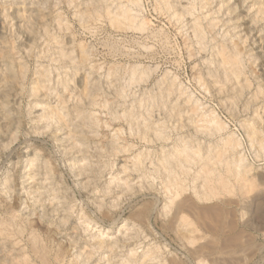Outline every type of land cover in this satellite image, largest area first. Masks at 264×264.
<instances>
[{
    "label": "rangeland",
    "instance_id": "1",
    "mask_svg": "<svg viewBox=\"0 0 264 264\" xmlns=\"http://www.w3.org/2000/svg\"><path fill=\"white\" fill-rule=\"evenodd\" d=\"M138 1L132 11L151 21L144 33L111 26L105 7L117 12L118 7L127 4L126 0H0V221L11 220L12 231L15 227L23 229L21 236L10 237L16 244L19 242L13 245L15 248L10 246L11 239L0 234V264H14L12 257L25 250L30 252L32 235L40 237L42 244L49 242L54 264H70L73 260L78 264H122L121 260L131 253L140 255L151 249L157 253L158 261L152 258L147 261L150 264H198L191 253L194 250L208 253L205 264H264V220L254 218L256 229L248 225L251 212L243 209L245 202L242 203L248 196L239 190V182L232 183L235 192L224 194L225 199L219 201L197 202L193 194L184 192L170 203L164 184L151 174V160L162 147L144 143L157 140V136L150 130L144 138L137 123L130 124L122 116L135 107L133 112H141L146 118L138 114L140 123L150 120L158 127L166 122L171 136L168 140L188 137L196 143L203 140L212 145L232 135L241 140L239 150L254 174L264 172V149H259L257 143L252 146L246 127L255 120L264 134V0H210L211 10L201 8V0H169L172 9L166 14L162 10L158 13L162 0ZM118 2L123 3L118 6ZM187 7H193L192 14L186 13L189 16L178 18L173 14L174 9L184 12ZM169 19H177L176 24ZM216 19L218 25L208 31L209 21ZM199 22L205 35L201 41L194 34ZM235 44L243 47L241 66L245 67L238 79L229 80L223 66H219L217 49ZM83 50L88 52L85 61L79 60ZM134 65L149 76L143 73L142 82L122 91ZM201 74L206 78L202 87L197 79ZM220 76L222 82H218ZM165 77H175L179 86L174 95H166L168 98L161 96ZM117 93H123L122 99ZM185 98L192 99L190 104L198 105L203 112L217 115L225 128L217 134H204L195 124L192 126L190 113L177 119L181 123L176 121L177 116L167 121L164 113H169L171 106L163 107V103L183 102L182 106L188 108ZM185 122L192 125L175 128ZM129 145L133 151L124 152L123 147ZM147 149L153 154L146 159L148 175L131 171L133 175L126 177L125 166L133 168L134 156L147 153ZM124 179L132 188L124 184ZM182 214L192 225L182 224ZM188 229H196L195 234L201 237L185 246L177 234ZM100 239L114 243L115 252L107 247L96 248ZM59 246L67 249L61 263L54 257ZM37 264L42 263L38 260Z\"/></svg>",
    "mask_w": 264,
    "mask_h": 264
},
{
    "label": "bare ground",
    "instance_id": "2",
    "mask_svg": "<svg viewBox=\"0 0 264 264\" xmlns=\"http://www.w3.org/2000/svg\"><path fill=\"white\" fill-rule=\"evenodd\" d=\"M105 1V0H104ZM113 1V0H112ZM116 1V0H115ZM157 1V0H156ZM177 1V0H176ZM185 1V0H184ZM198 1V0H197ZM127 4H123L120 6V3L118 6V11L117 12H113L110 11V7H105L106 9V13H108L107 15H109V18L108 16L106 18L110 19V23L111 26H115L117 29H120V30H125V29H134L138 32H143V31H146L148 29V25L149 23L151 22L150 19L149 21L145 20L146 18H139V16L137 15V12L136 14H134V12L132 11L134 9V5H137L139 3L138 0H126ZM187 2V1H186ZM129 3H132V8L129 6L130 4ZM161 3V7L157 6L159 11L158 13L161 12L162 10V13L163 14H166L168 11H170V9H172V4L169 0H162L160 1ZM261 3V2H260ZM263 3V2H262ZM108 4V3H107ZM175 4V2H174ZM178 4V3H177ZM139 5V4H138ZM156 5H159V2L156 4ZM186 5V4H185ZM184 5V6H185ZM200 7L201 8H205L206 7H209L210 5V0H201L200 1ZM93 6V5H92ZM107 6V5H106ZM142 6V5H141ZM176 6V5H175ZM195 6V5H193ZM115 7V6H114ZM156 7V6H155ZM186 7V6H185ZM190 7V6H189ZM189 7L187 8H182L184 12H179V10L177 9H174L173 10V14L176 15L178 18L180 17H183L186 13L189 14L191 13V10L193 9V7L190 9ZM219 7V6H218ZM116 8V7H115ZM114 8V9H115ZM177 8V7H176ZM179 8V7H178ZM220 8V7H219ZM237 8V7H236ZM95 9V8H94ZM112 9V8H111ZM181 9V10H182ZM103 10V9H102ZM154 10V9H153ZM208 10H211L210 7L208 8ZM92 11V10H91ZM105 11V10H104ZM156 11V12H157ZM232 11V10H231ZM263 11V9L261 10ZM94 12V10H93ZM100 12V11H99ZM98 12V13H99ZM155 12V11H154ZM212 12V11H211ZM216 11H214L215 13ZM91 13V12H90ZM193 13V12H192ZM191 13V14H192ZM199 13V12H198ZM94 14V13H93ZM105 14V12H104ZM186 14V15H187ZM210 14V13H209ZM78 15V14H76ZM100 15V14H99ZM157 15H160V14H157ZM173 15V16H174ZM197 15V14H196ZM212 15V14H211ZM218 15V14H217ZM143 16V15H142ZM162 16V15H161ZM160 16V18H161ZM172 16V15H171ZM170 16V17H171ZM189 16V15H187ZM199 16V15H198ZM205 16V15H204ZM101 17H102V14H101ZM211 17V16H210ZM184 18V17H183ZM196 18V17H195ZM199 18V17H198ZM214 18V17H213ZM83 19V18H82ZM99 19V18H98ZM97 19V20H98ZM182 19V18H181ZM197 19V18H196ZM215 19V18H214ZM170 20V23H172L173 25L176 24V20L175 22H172L171 19ZM179 20V19H178ZM200 20V19H199ZM162 22V21H161ZM180 22V21H179ZM178 22V23H179ZM207 23V22H206ZM219 21H209L208 23V28L210 32H212V30H214L213 28L218 25ZM234 23V22H233ZM109 24V23H108ZM183 24V23H182ZM188 24V23H186ZM201 22H199V24L197 23V25L195 26V35L196 37L199 38V40L201 41L202 38L205 37L204 32H202V26L200 25ZM172 25V26H173ZM161 26V25H160ZM171 26V25H169ZM178 26V25H177ZM71 27V26H70ZM236 27V26H235ZM183 28V27H182ZM191 28V27H190ZM96 29V28H95ZM150 29V28H149ZM207 29V28H206ZM205 29V30H206ZM155 30V29H154ZM157 30V29H156ZM155 30V31H156ZM160 30H162L160 28ZM158 31V30H157ZM164 31V30H163ZM49 32V31H48ZM194 32V31H193ZM229 32V31H228ZM51 33V32H50ZM144 33V32H143ZM155 33V32H153ZM165 33V32H164ZM192 33V32H191ZM152 34V32H151ZM156 34V33H155ZM166 34V33H165ZM215 34V33H214ZM213 34V35H214ZM56 35V34H55ZM147 35V34H146ZM163 35V34H162ZM187 35V34H186ZM184 36V35H183ZM155 39V38H154ZM166 40V37L164 38ZM192 38H190L191 40ZM210 39V38H209ZM188 41V40H187ZM200 41H199V44H200ZM204 41V40H203ZM202 41V42H203ZM207 41V40H206ZM211 41V39H210ZM175 42V41H174ZM191 42V41H189ZM194 42V41H193ZM209 42V41H208ZM235 42V41H234ZM65 43V42H64ZM185 43V42H184ZM160 44V43H159ZM192 44V43H191ZM198 44V45H199ZM203 44V43H202ZM226 44V43H225ZM230 44V43H229ZM201 45V44H200ZM219 45V44H218ZM148 46V45H147ZM234 46V47H233ZM231 48H227V46H224L222 45L218 50V53L220 55V60H221V63L219 66H223V68L225 69V73L228 75V79H238V76L240 74H242V67H245L244 65L241 66L242 64H244L243 62V58L245 57H242V49L243 47L241 48L240 46H238L237 44L233 45ZM191 47V46H190ZM203 46H201L202 48ZM213 47V46H212ZM145 48V47H144ZM150 48H151V45H150ZM162 48V47H161ZM205 48V47H204ZM187 50V49H185ZM200 51V49H198ZM87 51V50H86ZM85 51V52H86ZM90 51V50H89ZM81 52V51H80ZM88 53V52H86ZM84 53V50L82 51V57L79 59V60H82V61H85L86 60V57H87V54ZM205 53V52H204ZM218 53L216 52V55H218ZM251 54V53H250ZM86 55V56H85ZM215 55V56H216ZM245 55V54H244ZM251 56V55H250ZM63 57V56H62ZM154 57V56H153ZM90 59V57H88ZM191 58V57H189ZM216 58V57H215ZM260 58H262L260 56ZM250 60V59H249ZM138 61V60H137ZM207 61V60H206ZM202 62V61H201ZM72 63V62H71ZM133 63V62H132ZM163 63V62H162ZM215 63V62H214ZM252 63V62H251ZM77 64V63H76ZM97 64V63H96ZM204 64V63H203ZM135 67H131L132 70H131V74L128 75L130 77L129 81L128 82H125L122 84V88L121 90L124 91L125 88H127L128 86L133 85H136L137 83L139 82H142L143 80V76L146 71H143L142 69H140V67L138 68L136 65H134ZM141 67H142V64H141ZM264 67V66H263ZM92 68V66H91ZM216 68V67H215ZM76 69V68H75ZM140 69V70H139ZM116 70V69H115ZM129 71V70H128ZM149 71V70H148ZM155 71V70H154ZM170 71V70H169ZM221 71V70H220ZM212 72V71H211ZM210 72V73H211ZM244 72V71H243ZM115 73V74H114ZM122 73L123 72H119ZM130 73V72H129ZM149 73V72H148ZM208 73V72H207ZM218 73V72H217ZM108 74V73H107ZM146 74V73H145ZM220 74V73H218ZM110 75H116V72H110ZM118 75V74H117ZM126 75V74H125ZM147 75V74H146ZM202 75V74H201ZM205 75V74H204ZM221 75V74H220ZM246 75V74H245ZM109 76V74H108ZM107 76V77H108ZM127 76V77H128ZM149 76V75H147ZM176 76V75H175ZM199 76V75H198ZM207 76V75H206ZM213 76V75H212ZM224 76V75H223ZM230 76H232V78H230ZM122 77V76H121ZM126 77V76H125ZM201 77V76H200ZM197 78L200 80V82H202L201 84V87L204 86L206 84V78L202 77L201 78ZM260 77V76H259ZM101 78V77H100ZM124 78V77H123ZM147 78V77H146ZM174 79H168L167 77H165V79L163 80V85L165 87H161L162 88V92H161V96L162 94L165 96H170V94H175L176 91V86L179 87L178 85H176V80H175V77H173ZM211 78V77H210ZM226 78V79H227ZM99 79V78H98ZM120 79V78H119ZM225 79V80H226ZM160 80V79H159ZM222 77L220 76L219 78V81L218 82H222ZM146 81V80H145ZM158 82V81H157ZM224 82V80H223ZM226 82V81H225ZM198 83V82H197ZM196 83V84H197ZM208 83V82H207ZM249 83V81H248ZM215 84V83H214ZM217 84V83H216ZM215 84V85H216ZM222 85V83H220ZM244 84V83H243ZM242 84V85H243ZM250 84V83H249ZM138 85V84H137ZM162 85V84H160ZM209 85V84H208ZM219 85V84H218ZM250 86V85H249ZM233 87V86H232ZM245 87V85L243 86ZM206 88V87H204ZM231 88V87H230ZM240 88V87H239ZM258 88V87H257ZM154 89V88H153ZM159 89V88H158ZM179 89V88H177ZM210 89V88H209ZM223 90H225L224 88H222ZM120 90V91H121ZM163 90H166V93L165 91ZM188 90V89H187ZM243 90V89H242ZM121 91V92H122ZM155 91V90H154ZM221 91V90H220ZM60 92V91H59ZM94 92V91H93ZM106 92V91H105ZM141 92V91H140ZM179 92V95H183V92L182 91H177ZM202 92V91H201ZM261 92V91H260ZM264 92V91H263ZM55 93V92H54ZM125 94V92H123ZM122 93V94H123ZM188 93V92H187ZM217 93V92H216ZM39 94V93H38ZM117 94H120V93H117ZM116 94V95H117ZM120 94V98H121V95ZM128 94V93H127ZM125 94V95H127ZM238 94V93H237ZM260 94V93H259ZM212 95V94H211ZM254 95V94H253ZM123 96V95H122ZM142 96V94H141ZM165 96H162V98H165ZM166 96V97H167ZM191 95H189L190 97ZM258 96V95H257ZM119 97V96H118ZM145 97V96H144ZM171 97V96H170ZM176 97V96H175ZM233 97V96H232ZM235 97V96H234ZM254 97V96H253ZM126 98V96H125ZM168 98V97H167ZM259 98V97H258ZM107 99V98H106ZM122 99V98H121ZM153 99V98H152ZM155 99V98H154ZM178 99V98H177ZM186 99V98H185ZM225 99V98H224ZM227 99V98H226ZM159 100V99H158ZM161 100V99H160ZM168 100V99H167ZM166 100V101H167ZM187 100V103L186 105L188 106V108H185L184 106H182V104H184L183 102L182 103H172V100H171V103L168 105V103H163V107L166 105L168 107H170V112L169 113H164V116H167L168 118L167 121H171L173 118H176V121H179V123H181L180 121L182 120H177L178 118L182 119L184 117V113H187L189 115V113L191 114V117H189L190 119V122L193 123L192 126H195L196 129H198L199 131L203 132L204 134H208L209 132L210 133H220L224 128H225V123L221 121V119H219L216 116H213L212 114L210 113H207V112H203V110H201V108H199L198 105H192L190 104V100L192 99H186ZM234 100V98H233ZM94 101V100H93ZM146 101V100H145ZM150 101V100H149ZM165 101V102H166ZM185 101V100H184ZM198 101V100H197ZM132 102V101H131ZM141 102V101H140ZM164 102V101H163ZM195 103V101H194ZM247 103V102H245ZM91 104V103H90ZM120 104V103H119ZM145 104V103H144ZM106 105V104H104ZM103 105V106H104ZM109 105V104H108ZM146 105V104H145ZM144 105V106H145ZM248 105V104H247ZM102 106V105H101ZM147 106V105H146ZM145 106V107H146ZM222 106V105H221ZM128 107V106H127ZM150 107V106H149ZM206 107V106H205ZM105 108V107H104ZM135 108V107H134ZM133 108V110H135ZM139 108V107H138ZM137 108V109H138ZM152 108V107H151ZM132 109V108H131ZM130 111H125V114H123L122 116L125 117V120L126 119H129V123L131 124L132 121H135L138 125L137 127V130L138 132L144 136V138L147 139L148 137V133L150 130H153L154 131V135L157 136V140H144V143L147 145H150V144H160L162 149L160 150V148L158 150H160L158 153H156V155L154 156V160H151L153 165H154V170H151L153 172H151L152 175L155 176V179L158 178L162 181V183L164 184V189L165 191L167 192L166 194H169V197L170 199H167L169 200L170 203H174L176 202L175 200L178 199L179 195L181 193H191L193 194L194 196V199L197 201V202H210V201H215V199H217L218 201L220 200V198H224V194H228V193H233L235 192L234 190V184H232L235 180L237 182H239L240 184V189L239 190H243L242 193H245V197L248 196L246 199H243V202H245V205L243 204V209L245 210H249L251 212V216L249 217V220H248V225L250 224L251 228L253 229H256L257 228V225H255V221H254V218L255 217H261V219L264 220V172L262 171H259L257 173L254 174V171L252 170V166L251 164H246L245 162V155L242 154L239 150V147L242 146L241 145V140H238V138L232 136V135H227L225 137H222V140H217L214 142V144L212 145H208L205 143V141L201 140L196 143L194 142V139H188L187 135H185V137L187 138H180V140H168V139H171V136H170V133L167 132V123L164 122V123H161L158 127H154L153 125H151L150 123V120H149V123L145 122L146 120H142V122L140 123L138 121V116L140 115V118L142 117L141 115V112H138V113H134L133 110ZM149 109V108H148ZM167 109V108H166ZM244 109V108H243ZM234 110V109H233ZM246 110V109H245ZM258 110V109H257ZM256 110V111H257ZM123 111V110H122ZM164 111V109L162 110ZM167 111V110H166ZM85 112V111H84ZM113 112V111H112ZM129 112V113H128ZM137 112V111H136ZM199 112V113H197ZM68 113V112H67ZM143 113V112H142ZM147 113V112H145ZM262 113V112H261ZM264 113V112H263ZM139 114V115H138ZM254 114V113H253ZM113 115V114H112ZM162 115V114H161ZM195 117H194V116ZM264 115V114H263ZM144 116V115H143ZM235 116V115H234ZM119 117V116H118ZM136 117V118H135ZM187 117V115H186ZM114 118V117H113ZM117 118V117H116ZM133 118V119H132ZM135 118V119H134ZM144 119H146L145 117H142ZM46 119V118H45ZM169 119V120H168ZM141 120V119H140ZM187 120V119H186ZM185 120V121H186ZM56 121V120H55ZM175 121V122H176ZM183 122V121H182ZM244 122V121H243ZM248 122V121H247ZM261 122V120H260ZM143 123V124H142ZM190 124L188 123H183L181 126H177L175 127L176 129L179 130V128H184L187 126H189ZM251 125H246L247 129H248V135H249V138H250V143H252V146L254 145V143H257L258 144V148L261 150L264 149V134L263 133H260V129L258 128V123L257 121L255 122L254 121H250ZM135 125V124H134ZM244 125V124H243ZM242 125V126H243ZM133 126V125H132ZM134 127V126H133ZM191 127V126H190ZM136 130V131H137ZM177 130V131H178ZM196 130V132L198 131ZM135 131V130H134ZM200 132V133H201ZM194 133V132H193ZM164 134V135H163ZM190 134V133H189ZM262 134V135H261ZM75 135V134H74ZM166 135V136H165ZM83 136V134H82ZM147 136V137H145ZM79 137V136H78ZM140 138V137H139ZM190 138V136H189ZM212 138V137H211ZM221 138V137H220ZM151 139V138H150ZM158 139H164V140H158ZM177 139V138H175ZM75 143V142H74ZM213 143V142H212ZM93 145V144H92ZM155 145V146H156ZM136 146V145H135ZM255 146V145H254ZM257 146V145H256ZM121 147V146H120ZM145 147V146H144ZM150 147V146H149ZM157 147V146H156ZM132 145L128 146V147H123V151L124 152H127L129 150H132ZM151 148V147H150ZM250 148V147H249ZM145 149V148H144ZM143 149V150H144ZM111 150V149H110ZM137 150V149H136ZM150 149H147V153L144 152V154L142 153H138L137 155L134 156L133 158V168L130 167V169H127V167L125 166V169L123 170L124 173L127 174L126 177H129V175H133L132 173L133 172H136L138 173L139 175L141 174L142 176H147L148 174L146 173L147 170L145 169L147 167V165L145 166V164H147L146 162V159H150V156L153 155L151 153H149L150 151H148ZM155 150V149H153ZM81 151V150H80ZM96 151V150H95ZM133 151V150H132ZM146 151V150H145ZM152 151V150H151ZM260 151V150H259ZM86 152V151H85ZM118 152V151H117ZM143 152V151H141ZM155 152V151H154ZM264 152V151H263ZM83 153V152H82ZM155 154V153H154ZM255 154V153H254ZM264 154V153H263ZM257 155V153H256ZM259 155V154H258ZM257 155V156H258ZM92 156V155H91ZM261 155H259L260 157ZM62 159V158H61ZM257 159V158H256ZM150 161V160H149ZM63 164V163H62ZM46 165V164H45ZM150 165V164H149ZM148 165V167H149ZM77 166V165H76ZM152 166V165H151ZM149 167V168H152V167ZM261 166V165H260ZM37 167V166H36ZM39 167V166H38ZM47 168V167H46ZM84 168V167H83ZM82 168V169H83ZM88 168V167H87ZM72 169V168H71ZM77 169V168H76ZM153 169V168H152ZM133 171V172H131ZM253 171V172H252ZM78 172V171H77ZM89 172V171H88ZM256 172V171H255ZM90 173V172H89ZM99 173V172H98ZM82 174V173H81ZM80 174V175H81ZM135 174V173H134ZM33 175V174H32ZM99 175V174H98ZM253 175V176H252ZM35 176V175H34ZM78 176V175H77ZM141 176V178H142ZM79 177V176H78ZM143 177V178H144ZM150 177V176H149ZM29 178V177H28ZM151 178V177H150ZM126 180V179H124ZM129 180V179H128ZM150 180V179H149ZM117 181V180H116ZM154 181V180H153ZM235 181V182H236ZM234 182V183H235ZM120 183V182H119ZM151 183V182H150ZM124 184H126V186L128 188H132L130 187V183H128V181L126 180V182H124ZM140 184V183H139ZM95 185V184H94ZM111 185V184H110ZM117 185V184H116ZM144 185V184H143ZM237 185V183L235 184V186ZM121 186V185H120ZM152 186V185H151ZM238 186V185H237ZM89 187V186H88ZM113 187V186H112ZM142 187V186H141ZM145 187V186H144ZM147 187V186H146ZM238 188V187H237ZM123 189V188H122ZM42 190V189H41ZM113 190V189H112ZM130 190V189H129ZM99 191V190H98ZM110 191V189H109ZM107 191V192H109ZM237 191V190H236ZM163 192V191H162ZM240 192V191H238ZM42 193H43V190H42ZM103 193V192H102ZM165 193V192H164ZM243 197L244 195L241 194ZM167 196V195H166ZM184 196V195H183ZM242 197V198H243ZM186 198V197H185ZM219 198V199H218ZM241 198V197H240ZM225 199V198H224ZM222 199V200H224ZM40 200V199H39ZM158 200V199H157ZM183 202H184V199H182ZM53 201V200H52ZM178 201H181V200H178ZM186 201V200H185ZM191 201V200H190ZM34 202V201H33ZM182 202V205H185V203ZM193 202V201H192ZM228 202V201H227ZM169 203V204H170ZM178 205H180L181 207V204H179V202H177ZM222 203V202H221ZM234 203V201H233ZM187 204V202H186ZM193 203H191L190 205H192ZM195 204V203H194ZM226 204V203H225ZM11 205V204H10ZM171 205V204H170ZM177 205V206H178ZM188 204V207L190 206ZM196 205V204H195ZM193 205V206H195ZM217 205V204H216ZM166 206V205H165ZM176 206V207H177ZM186 206V205H185ZM192 206V208H193ZM179 207V206H178ZM179 207V208H180ZM184 207V206H183ZM182 207V208H183ZM199 207V206H198ZM206 207V206H205ZM211 207V206H210ZM168 208V206H167ZM191 208V207H190ZM197 208V207H196ZM219 208V207H218ZM222 208V207H221ZM45 209V208H44ZM152 209V208H151ZM186 209V207H185ZM207 209V208H206ZM187 210V209H186ZM208 210V209H207ZM219 210V209H218ZM217 210V212H218ZM222 210V209H220ZM224 210V209H223ZM231 210V209H230ZM195 211V209L193 210ZM214 211H216L214 209ZM12 212V211H11ZM212 212H213V209H212ZM68 213V212H67ZM227 213V211H226ZM150 214V213H149ZM215 214V213H214ZM112 215V214H111ZM144 215V214H143ZM245 215V214H244ZM145 216V215H144ZM45 217V216H44ZM69 217V216H68ZM111 218V216H110ZM109 218V219H110ZM116 217H113V221L115 220ZM118 218V217H117ZM221 218V217H220ZM12 219V218H10ZM172 219V218H171ZM174 219V218H173ZM2 220V219H1ZM111 220V221H112ZM180 220L182 221V224L183 225H186V227L188 225H192V222L188 221L189 219L186 218V215L182 214V216L180 217ZM8 221V220H7ZM116 221V220H115ZM146 222V221H145ZM229 222V221H228ZM10 223L11 220H10ZM6 222V221H0V234L3 235V238L8 240V239H11L10 237L15 236V234H20L22 233L23 234V229H18V228H14L13 231H12V228L10 227L11 224ZM22 223V222H21ZM114 223V222H113ZM170 223V222H169ZM174 223H176L174 221ZM173 223V224H174ZM263 223V222H262ZM172 224V222H171ZM223 224V223H222ZM228 224V223H227ZM13 225V224H12ZM19 225V224H18ZM177 225V224H176ZM15 226V225H14ZM22 226V225H21ZM216 226V225H215ZM228 226V225H227ZM24 227V226H23ZM26 227V226H25ZM60 227V226H59ZM143 227V226H142ZM171 227V226H170ZM174 227V226H172ZM180 227V226H179ZM217 227V226H216ZM221 227V226H220ZM11 228V230H10ZM190 228V227H189ZM18 229V230H17ZM211 229V228H210ZM220 229V228H219ZM10 230V232H9ZM232 230V229H231ZM16 231V232H15ZM183 231V230H182ZM182 231H179L177 236L179 239H181L182 241H184V245L187 246L188 244H194L198 239H200V237H197L198 235L195 234L196 232V229H188L185 231V233ZM47 233H49V236H50V232L46 231ZM198 232V230H197ZM20 234V236L22 235ZM137 235V234H136ZM33 236V242L31 241V243L33 244V246H31V250L30 252L28 250H25V252H22V253H17L18 256L12 257V260H13V263L14 264H37L38 263V260L40 263L42 264H54L53 262H51V259H50V256H51V251H52V246L50 247L48 245V243H44L42 244L41 243V238L39 237L36 238V236L34 237ZM38 236V235H37ZM47 236V239H49V236ZM232 236V235H231ZM1 237V236H0ZM229 237V236H227ZM242 237V236H241ZM245 237V236H244ZM2 238V237H1ZM2 238V239H3ZM29 238V237H28ZM214 238V237H213ZM231 238V237H230ZM18 241V238H16ZM23 239V238H22ZM46 238L44 240H47ZM131 239V238H130ZM205 239V238H204ZM215 239V238H214ZM217 239V238H216ZM5 240V241H6ZM31 240V239H29ZM51 240V238H50ZM226 240V239H225ZM20 241V240H19ZM22 241V240H21ZM222 241V239H221ZM1 244L3 243L2 240L0 241ZM8 242V241H7ZM6 242V244H7ZM11 242V245L13 248H15L13 245L16 244L15 241H13V239L9 240V243ZM29 242V241H28ZM46 242V241H45ZM114 242V241H113ZM229 242V241H228ZM116 243V241H115ZM200 243V242H198ZM226 243V242H225ZM19 244V242L17 243ZM16 244V245H17ZM31 244V245H32ZM42 244V245H40ZM54 244V243H53ZM201 244V243H200ZM229 244V243H228ZM8 245V244H7ZM15 245V246H16ZM59 245V244H57ZM56 245V247H57ZM98 246L96 248H101V247H107L108 250L115 252V245L114 243H111L107 240H99L98 241ZM209 245V243H208ZM212 245V244H211ZM227 245H225L226 247ZM236 246V245H235ZM2 247V245H1ZM9 247V246H8ZM20 247V246H19ZM55 247V248H56ZM158 247V246H157ZM203 247V246H202ZM230 247V246H229ZM259 247V246H258ZM24 248V246H22V249ZM95 248V249H96ZM214 248V247H213ZM217 248V247H215ZM256 248V247H255ZM19 248H17L18 250ZM21 249V248H20ZM21 249V250H22ZM28 249V248H27ZM30 249V248H29ZM58 250L57 251H54V257H55V261H63V258L65 256V253L67 251V249H62V247H58L57 248ZM2 250V249H1ZM6 250V249H5ZM11 250V249H10ZM14 250V249H12ZM16 250V252H17ZM19 250V251H21ZM191 251V250H190ZM200 250H194V251H191L192 255H194L195 258L198 259L197 263L198 264H205L204 263V258L206 257V255H204L202 252L200 253L199 252ZM10 252V251H9ZM13 252V251H12ZM90 254L92 253L94 255V251L92 252L91 250L89 251ZM7 253V252H6ZM189 253V252H188ZM212 253V252H211ZM209 253V254H211ZM91 254V255H92ZM96 254V253H95ZM113 254V253H112ZM132 254V255H131ZM129 256H127L125 259H122L120 263L122 264H150L148 263L147 261H149L150 259L152 260V258H157L156 260L158 261V257H157V253L155 254V250H145V252H143L142 254L140 255H137L136 252L134 253H131ZM14 255V254H13ZM22 255V257H21ZM89 255V253H88ZM105 256V255H104ZM108 256V255H107ZM106 256V257H107ZM111 256V255H110ZM120 256V255H119ZM170 256V255H169ZM211 256V255H210ZM11 257V255H10ZM78 257V256H77ZM88 257V256H87ZM90 257V255H89ZM92 257V256H91ZM9 258V257H8ZM72 259V258H71ZM170 259V258H169ZM221 259V258H220ZM150 260V261H151ZM155 260V262H156ZM171 260V259H170ZM34 261V262H33ZM111 261V260H110ZM115 261V260H114ZM117 261V260H116ZM149 261V262H150ZM153 261V260H152ZM172 261V260H171ZM220 261V260H219ZM84 262V261H83ZM161 262V261H160ZM61 263V262H60ZM80 263V262H79ZM112 263V262H111ZM110 263V264H111ZM12 264V263H10ZM70 264H78V261L76 260H73ZM81 264V263H80ZM85 264V263H84ZM152 264V263H151ZM155 264V263H154ZM162 264V263H161ZM164 264V263H163Z\"/></svg>",
    "mask_w": 264,
    "mask_h": 264
}]
</instances>
